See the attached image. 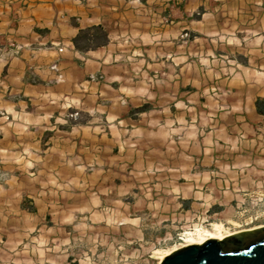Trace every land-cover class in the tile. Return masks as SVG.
<instances>
[{"label":"crops","instance_id":"1","mask_svg":"<svg viewBox=\"0 0 264 264\" xmlns=\"http://www.w3.org/2000/svg\"><path fill=\"white\" fill-rule=\"evenodd\" d=\"M201 28L222 29L226 43H262L264 0H0V170L108 171L116 163L107 159L123 152L177 151L180 136L159 134L169 132L185 93L195 103ZM259 80L229 76L224 90L232 96L249 86L241 105L258 112ZM128 128L133 136L122 137Z\"/></svg>","mask_w":264,"mask_h":264},{"label":"rangeland","instance_id":"2","mask_svg":"<svg viewBox=\"0 0 264 264\" xmlns=\"http://www.w3.org/2000/svg\"><path fill=\"white\" fill-rule=\"evenodd\" d=\"M201 30L195 103L185 93L189 100L174 108L169 132L159 134L180 136L177 151L123 152L107 159L116 163L108 171L70 164L34 174L0 170V264H161L162 255L185 244L186 229L264 225V115L241 105L249 86L232 96L224 90L236 75L258 78L250 85L264 88V57L249 52L264 54V42L226 43L222 29ZM184 46L187 56L191 44ZM184 63L186 84L191 58ZM254 64L262 74L249 75L244 67ZM128 129L120 135L133 136Z\"/></svg>","mask_w":264,"mask_h":264},{"label":"water","instance_id":"3","mask_svg":"<svg viewBox=\"0 0 264 264\" xmlns=\"http://www.w3.org/2000/svg\"><path fill=\"white\" fill-rule=\"evenodd\" d=\"M161 264H264V226L184 246Z\"/></svg>","mask_w":264,"mask_h":264},{"label":"bare ground","instance_id":"4","mask_svg":"<svg viewBox=\"0 0 264 264\" xmlns=\"http://www.w3.org/2000/svg\"><path fill=\"white\" fill-rule=\"evenodd\" d=\"M229 223L238 226L239 223L235 220L229 219ZM264 225H259L255 226L252 228H247V229H241V230H230L226 227V225L222 222H213L210 224V227L207 226H201L197 225L194 228L191 229H186L183 233V239L185 244L182 245V247L190 245V244H202L205 240L207 239H223L224 237L241 232V231H246V230H253L255 228L262 227ZM169 253L167 252L166 254L161 256V259H164L166 255Z\"/></svg>","mask_w":264,"mask_h":264},{"label":"trees","instance_id":"5","mask_svg":"<svg viewBox=\"0 0 264 264\" xmlns=\"http://www.w3.org/2000/svg\"><path fill=\"white\" fill-rule=\"evenodd\" d=\"M87 31L89 30H86V31H82L74 40V43H75V46L77 48H81L85 45V41L88 37L87 35ZM257 110L260 114H263L264 115V105H257Z\"/></svg>","mask_w":264,"mask_h":264},{"label":"built area","instance_id":"6","mask_svg":"<svg viewBox=\"0 0 264 264\" xmlns=\"http://www.w3.org/2000/svg\"><path fill=\"white\" fill-rule=\"evenodd\" d=\"M60 51H63V49H62V48H60Z\"/></svg>","mask_w":264,"mask_h":264}]
</instances>
